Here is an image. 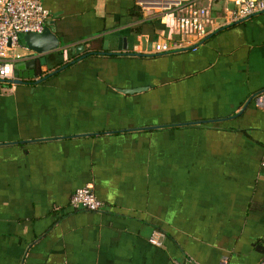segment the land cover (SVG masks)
Segmentation results:
<instances>
[{"label": "crops", "instance_id": "crops-1", "mask_svg": "<svg viewBox=\"0 0 264 264\" xmlns=\"http://www.w3.org/2000/svg\"><path fill=\"white\" fill-rule=\"evenodd\" d=\"M166 1L42 0L58 48L11 47L0 264H264V10L196 0L207 37L155 51ZM84 184L100 209L71 206Z\"/></svg>", "mask_w": 264, "mask_h": 264}, {"label": "built area", "instance_id": "built-area-1", "mask_svg": "<svg viewBox=\"0 0 264 264\" xmlns=\"http://www.w3.org/2000/svg\"><path fill=\"white\" fill-rule=\"evenodd\" d=\"M225 1L231 2V6L224 9L221 24L264 10V0ZM164 7L167 9L166 14L173 15V21L168 25L173 36L158 43L155 51L194 47L211 31L207 25L208 8L196 0H167ZM48 13L42 0H0V80H9L14 75V63L20 53L11 55L10 50L19 44V33L41 31L47 22ZM257 104L264 105V94L258 95ZM261 163L264 165V158ZM69 202L73 208L88 210H98L103 205L90 184L76 187ZM151 239L157 241L154 236Z\"/></svg>", "mask_w": 264, "mask_h": 264}, {"label": "water", "instance_id": "water-1", "mask_svg": "<svg viewBox=\"0 0 264 264\" xmlns=\"http://www.w3.org/2000/svg\"><path fill=\"white\" fill-rule=\"evenodd\" d=\"M19 39L25 44L26 48L31 51L30 54L39 55V59L41 63L47 62L48 53H51L55 49L58 48L59 39L57 35L54 33V30L50 24H45L43 29L38 32H27V33H19ZM105 46V45H104ZM31 64H35V59H31ZM29 61H21L19 64H16L14 67V72L16 76H21L19 69L22 67V63ZM34 74V70L30 73V75ZM136 88L123 89L125 91H132Z\"/></svg>", "mask_w": 264, "mask_h": 264}, {"label": "rangeland", "instance_id": "rangeland-1", "mask_svg": "<svg viewBox=\"0 0 264 264\" xmlns=\"http://www.w3.org/2000/svg\"><path fill=\"white\" fill-rule=\"evenodd\" d=\"M228 6H231V2H229V5Z\"/></svg>", "mask_w": 264, "mask_h": 264}]
</instances>
